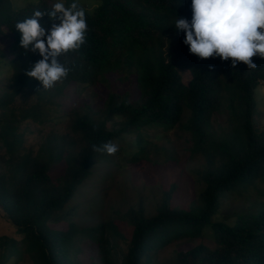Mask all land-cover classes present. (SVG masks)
Instances as JSON below:
<instances>
[{"label": "trees", "instance_id": "obj_1", "mask_svg": "<svg viewBox=\"0 0 264 264\" xmlns=\"http://www.w3.org/2000/svg\"><path fill=\"white\" fill-rule=\"evenodd\" d=\"M95 1L97 6L89 11L76 0H65L66 7L76 2L84 9L86 42L78 52L60 58L71 69L67 78L44 90L26 74L42 57L25 51L15 25L35 10L50 11L55 1L38 0L13 9L8 0H0V42L7 39L10 50L5 55L0 48V74L4 65L10 73L0 96V209L29 243L30 259L34 264H72L68 257L80 230L68 222V229L58 232L48 223L73 214L74 208L68 207L96 163L113 161L93 145L99 148L135 134L137 152L130 158L117 156L119 152L113 156L136 165L149 159L152 147L141 135L144 128L169 130L179 124L190 134L191 156L204 159V168L197 172L203 187L192 194L187 208L173 207V193L165 192L155 215H146L142 207L130 211L132 230L124 239L120 264H146L144 258L183 239L199 242L177 251L174 264H264V202L253 204L254 212L237 215L231 223L221 213L230 193L241 197L252 189L264 197V131L258 132L253 121L254 92L264 82V58L253 57L257 68L248 69L243 62L233 67L231 58L201 59L190 53L186 33L175 22H191L192 0ZM40 23L50 29L53 22L44 16ZM181 71L188 72L186 82ZM109 75L116 77L118 86L134 77L139 99L130 103L127 95L110 92L105 119L99 122L78 108L61 110L58 99L66 85L108 87ZM214 114L226 115L219 136L211 131ZM115 117L122 119L120 126L108 130L107 120ZM64 118L71 122L70 132L44 137L37 127L40 141L26 147L28 124L56 125ZM23 125L27 128L21 129ZM57 166L62 173L52 177L50 171ZM205 227L212 231L210 242L203 240ZM100 251L102 262L112 264L102 244Z\"/></svg>", "mask_w": 264, "mask_h": 264}, {"label": "rangeland", "instance_id": "obj_2", "mask_svg": "<svg viewBox=\"0 0 264 264\" xmlns=\"http://www.w3.org/2000/svg\"><path fill=\"white\" fill-rule=\"evenodd\" d=\"M37 1L8 0V4L13 9H19L28 3ZM54 1L57 2V0ZM76 1L89 11L97 6L95 0ZM8 45L7 39L0 42V48L5 55L10 54ZM187 73L181 71L184 82L187 81ZM9 76V69L4 65L0 74V96L5 90L4 87L8 85ZM108 78L110 80L108 87L96 85L82 88L73 82L66 85L58 99L61 110L69 113L73 108H78L80 114L89 113L96 122H99L105 119L103 110L106 109L110 92L118 96L127 95L130 103L139 99L140 92L134 77L119 86L115 82L114 75H109ZM254 96L257 108L253 121L257 131L260 132L264 131L263 81L255 89ZM20 101L17 99L15 103L20 104ZM188 116L189 113L186 112L181 123L184 124ZM64 120L56 125L35 126L34 123H30L27 125L28 128L26 125L21 126V129H28L25 131L28 139L25 143L26 147L37 146V142L40 141L37 127L42 128L41 134L44 137L50 132L58 135L70 132L71 122L65 118ZM121 121L122 119L118 117L107 120L106 128L108 130L117 129ZM226 123V115L214 114L211 119L212 133L219 136L221 128H224ZM141 135L146 142L152 145L148 160H143L136 165L126 164L112 155L113 161L97 162L93 175L84 182L80 189L81 192L68 207L71 208L70 210L74 208L73 214L66 216L64 220L49 221V227L58 232H65L68 229V222H74L76 228L80 230L75 236V242L68 257L72 264H104L101 260V244L110 262L120 264L123 258L122 253L126 252L127 244L124 239L129 238L132 230L128 222L130 211H136L142 207L146 215H155L156 208L161 203L165 192L173 193L171 197L173 207L187 208L189 200L193 198L192 194L195 196L196 192L203 187V182L199 181L197 172L204 168L205 162L199 154L191 156L192 143L188 131L179 124L169 130L152 126L144 128ZM114 144L118 145L119 154L117 156L122 158H130L138 150L135 134H125L116 139ZM3 156L8 159V155ZM1 170L4 172L5 169ZM61 171L62 166L53 167L50 174L53 177L62 173ZM260 189H263V186H260ZM261 202H264V197L252 189L241 197L238 192L230 193L221 213L229 217L226 222L231 223L237 215L254 212L256 207L253 204ZM203 236L204 242L212 240L210 227H205ZM114 242L115 245H113ZM198 242L197 239L174 241L160 249L156 256L144 258V262L146 264H174V255L177 251L186 250ZM28 247L29 243L22 235L16 233L13 224L5 218L4 212L0 209V264H34L27 252Z\"/></svg>", "mask_w": 264, "mask_h": 264}, {"label": "clouds", "instance_id": "obj_3", "mask_svg": "<svg viewBox=\"0 0 264 264\" xmlns=\"http://www.w3.org/2000/svg\"><path fill=\"white\" fill-rule=\"evenodd\" d=\"M44 16L53 22L50 29L40 23ZM175 27L186 33L184 43L201 59L231 58L233 67L243 62L248 69H256L253 57L264 58V0H192L191 22L177 19ZM15 29L25 51L42 57L26 74L48 90L69 75L71 69L60 58L80 50L88 25L78 3L66 7L63 0H57L50 11L35 10L31 17L18 21ZM93 149L114 155L118 145L109 141Z\"/></svg>", "mask_w": 264, "mask_h": 264}]
</instances>
